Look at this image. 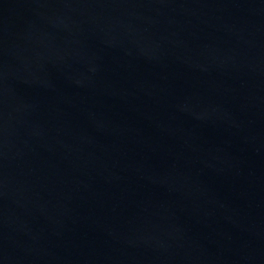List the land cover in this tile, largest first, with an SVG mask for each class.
<instances>
[{
    "label": "water",
    "instance_id": "obj_1",
    "mask_svg": "<svg viewBox=\"0 0 264 264\" xmlns=\"http://www.w3.org/2000/svg\"><path fill=\"white\" fill-rule=\"evenodd\" d=\"M0 264H264V0H0Z\"/></svg>",
    "mask_w": 264,
    "mask_h": 264
}]
</instances>
